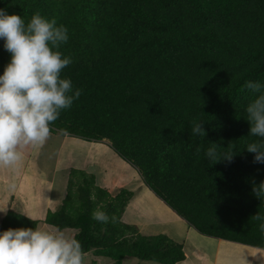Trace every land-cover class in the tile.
<instances>
[{"label": "trees", "instance_id": "obj_1", "mask_svg": "<svg viewBox=\"0 0 264 264\" xmlns=\"http://www.w3.org/2000/svg\"><path fill=\"white\" fill-rule=\"evenodd\" d=\"M0 9L25 23L39 12L68 29L59 51L73 62L61 77L82 92L50 133L109 144L200 234L264 249V219H251L264 217V196L252 191L253 181H264V164L246 150L260 138L249 136L246 107L255 94L244 87L264 84V0H0ZM3 43L0 75L10 61ZM193 120L204 123L205 137L191 133ZM210 143L219 152L232 143L236 155L210 162ZM73 174L83 182L71 179L61 209L45 223L76 230L91 264L185 259L183 246L167 236H143L122 222L130 192L112 197L94 176ZM97 206L108 223L92 219ZM6 213L0 232L38 224Z\"/></svg>", "mask_w": 264, "mask_h": 264}, {"label": "clouds", "instance_id": "obj_2", "mask_svg": "<svg viewBox=\"0 0 264 264\" xmlns=\"http://www.w3.org/2000/svg\"><path fill=\"white\" fill-rule=\"evenodd\" d=\"M0 40L10 54L0 75V167H13L21 160L24 146L44 144L50 125L63 110L71 108L82 90H74L71 79L61 77L73 61L59 51L69 40L68 29L57 26L54 18L49 20L36 12L25 23L20 15L0 9ZM244 87L255 94L246 107L249 136L260 138L246 150L255 154L254 163L264 164V84L249 80ZM203 125L193 120L191 133L205 137ZM210 145L205 155L215 164L231 162L236 155L232 143L223 152L218 151V144ZM252 191L258 199L264 196V181L258 185L253 181ZM91 215L100 223L109 222L102 206ZM111 219L116 220L115 216ZM251 219L264 217L256 214ZM259 230L264 233V223ZM0 264H83L82 246L63 231L38 224L35 228H9L0 232Z\"/></svg>", "mask_w": 264, "mask_h": 264}, {"label": "crops", "instance_id": "obj_3", "mask_svg": "<svg viewBox=\"0 0 264 264\" xmlns=\"http://www.w3.org/2000/svg\"><path fill=\"white\" fill-rule=\"evenodd\" d=\"M79 145L85 152L75 158L71 153ZM20 151L23 156L15 166L0 167V208L4 210L15 211L26 218L30 216L43 225L50 211L61 209L69 182L73 177L77 179L73 171H79L94 176L96 185L112 197L123 190L132 194L121 220L136 228L139 234H162L178 243L171 238L177 235L178 244L185 252V259L178 264H264V249L200 234L151 191L139 172L109 144L50 133L44 144L26 145ZM59 231L65 235L71 232L72 238L77 232L74 229Z\"/></svg>", "mask_w": 264, "mask_h": 264}, {"label": "rangeland", "instance_id": "obj_4", "mask_svg": "<svg viewBox=\"0 0 264 264\" xmlns=\"http://www.w3.org/2000/svg\"><path fill=\"white\" fill-rule=\"evenodd\" d=\"M49 137H50V135H49ZM75 150L73 151V153H71V155H74V157L75 158H80V155H83V152H85V150H83V148H82V146H78V148H74ZM23 156V155H22ZM47 162L49 163L50 162V159H48L47 160ZM65 162H68V158H66V156H65ZM87 176H89L88 174H86ZM76 177L78 178V180L80 179V182L82 183L83 182V177L81 178H79L78 177V174H76ZM3 208H0V218H1V216H2V214H7V213H5V212H7V209H5L4 210V213H2L3 212ZM24 216V215H23ZM3 217V216H2ZM2 219V218H1ZM41 224V222H39L38 221V225H40ZM42 224L43 225H40V226H42V227H47V228H50V229H52V230H54L53 228H51V227H49L47 224H45L44 222H42ZM162 235V234H161ZM66 236H68V237H72V234H71V232L69 233V232H66ZM155 236H158V235H155ZM170 236V235H169ZM171 237V236H170ZM172 239H174V240H176L178 243H179V239L177 238V235H172V237H171ZM170 239V238H169ZM94 258H92V256H90V255H86L85 257H83V262H84V264H91V262H92V260H93ZM97 260H99V259H97ZM134 261V262H133ZM137 261L136 260H134L133 258L132 259H129V258H127V259H125L124 261H123V263L122 264H134V263H136ZM98 264H112V262L110 261V260H108V259H101L99 262H98ZM136 264H149L148 262H141V261H138ZM151 264V263H150Z\"/></svg>", "mask_w": 264, "mask_h": 264}]
</instances>
